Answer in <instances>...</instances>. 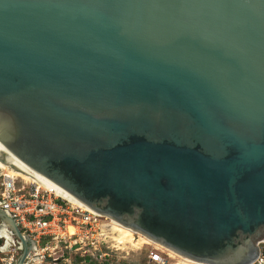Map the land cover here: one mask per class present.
Segmentation results:
<instances>
[{
    "label": "water",
    "instance_id": "1",
    "mask_svg": "<svg viewBox=\"0 0 264 264\" xmlns=\"http://www.w3.org/2000/svg\"><path fill=\"white\" fill-rule=\"evenodd\" d=\"M0 165L188 260L252 264L264 0H0Z\"/></svg>",
    "mask_w": 264,
    "mask_h": 264
},
{
    "label": "built area",
    "instance_id": "2",
    "mask_svg": "<svg viewBox=\"0 0 264 264\" xmlns=\"http://www.w3.org/2000/svg\"><path fill=\"white\" fill-rule=\"evenodd\" d=\"M6 172L0 170V211L13 220L20 235L30 242L27 264H72L76 257L80 264L105 261L108 255L98 250L102 231L108 226L104 222L107 218L84 211L32 181L11 177ZM68 227H72V235L67 232ZM5 230L6 236L0 237L4 241L0 264H15L20 245L7 227ZM61 245L67 258L52 257ZM252 264H264V251L259 250Z\"/></svg>",
    "mask_w": 264,
    "mask_h": 264
},
{
    "label": "rangeland",
    "instance_id": "3",
    "mask_svg": "<svg viewBox=\"0 0 264 264\" xmlns=\"http://www.w3.org/2000/svg\"><path fill=\"white\" fill-rule=\"evenodd\" d=\"M104 222L107 223L108 226L105 227L104 231H102L103 237L101 246L99 247L98 251H100V253H106L108 257H105V261L103 262H99L97 260L95 262H88L83 264H161L162 262L164 264H179L177 259H169L165 251L156 249L155 246L152 245H140V242H138L135 246L131 244H124L119 246L115 241L117 234L113 232L109 220L107 219ZM3 243L4 241L0 240V247H2ZM63 245L56 248V250L54 251L55 254L52 255V257L61 256L63 259L67 258V256L65 255L67 254L65 252L66 250L62 248ZM258 248L260 251H264V243H260L258 245ZM3 253L4 252L0 250V256ZM151 255L153 256L151 257ZM70 257L73 258V255L71 254ZM73 260L75 262L71 261L70 263L80 264L77 257L73 258Z\"/></svg>",
    "mask_w": 264,
    "mask_h": 264
},
{
    "label": "bare ground",
    "instance_id": "4",
    "mask_svg": "<svg viewBox=\"0 0 264 264\" xmlns=\"http://www.w3.org/2000/svg\"><path fill=\"white\" fill-rule=\"evenodd\" d=\"M0 170H3V171H7L6 173L11 176V177H16V178H19L21 180H24V181H30V180H27V179H24L23 177L19 176L18 174L12 172L11 170L5 168L4 166L0 165ZM57 196V195H56ZM59 197V196H58ZM61 198V197H60ZM63 199V198H62ZM65 200V199H64ZM68 201V200H66ZM70 204L72 205H75V206H78V207H81L84 211H88L90 213H94L93 211H91L90 209L88 208H85L83 206H80V205H77L75 203H72L70 201H68ZM96 214V213H94ZM98 216H101L99 214H96ZM103 217V216H102ZM106 218V217H105ZM108 219V218H107ZM109 220V219H108ZM111 226H112V230L113 232H115L117 234V237L115 238V241L116 243L120 246V245H124V244H131V245H136L138 242H140V245H152V246H155L156 249H159L161 251H165L167 253V256L169 259H177L178 263L179 264H202V263H197V262H194V261H191V260H188L186 258H183L175 253H173L172 251L160 246V245H157L151 241H149L148 239L138 235L137 233H134L133 231H131L130 229H127V228H124L122 226H120L119 224L115 223L114 221H111L109 220ZM110 226V227H111ZM5 225L1 224L0 225V236H6V230H5ZM67 232L72 235L73 234V229L72 227H68L67 229ZM136 239V240H135ZM136 241V242H135ZM130 245V246H131ZM119 249V248H118ZM121 249V248H120ZM161 264H164L163 262Z\"/></svg>",
    "mask_w": 264,
    "mask_h": 264
},
{
    "label": "flooded vegetation",
    "instance_id": "5",
    "mask_svg": "<svg viewBox=\"0 0 264 264\" xmlns=\"http://www.w3.org/2000/svg\"><path fill=\"white\" fill-rule=\"evenodd\" d=\"M260 243H264V242H260ZM260 243H258V245H259ZM258 245H257V246H258ZM258 249H259V248H258Z\"/></svg>",
    "mask_w": 264,
    "mask_h": 264
}]
</instances>
